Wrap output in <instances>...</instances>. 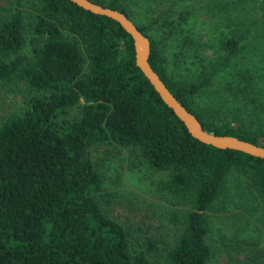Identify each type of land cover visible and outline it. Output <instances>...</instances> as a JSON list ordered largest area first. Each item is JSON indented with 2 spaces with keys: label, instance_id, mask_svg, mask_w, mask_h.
Wrapping results in <instances>:
<instances>
[{
  "label": "trees",
  "instance_id": "obj_1",
  "mask_svg": "<svg viewBox=\"0 0 264 264\" xmlns=\"http://www.w3.org/2000/svg\"><path fill=\"white\" fill-rule=\"evenodd\" d=\"M91 1L149 38V64L205 130L264 147V0H227L243 17L217 38L187 5ZM3 91L20 99L0 115V264H208L213 218L249 199L264 227V159L192 137L111 18L70 0H0ZM110 146L152 172L171 240L106 185L97 153Z\"/></svg>",
  "mask_w": 264,
  "mask_h": 264
},
{
  "label": "rangeland",
  "instance_id": "obj_2",
  "mask_svg": "<svg viewBox=\"0 0 264 264\" xmlns=\"http://www.w3.org/2000/svg\"><path fill=\"white\" fill-rule=\"evenodd\" d=\"M160 2L161 4L156 3L159 8L165 9L169 6L176 11L187 5L193 14L190 19L191 25L212 38L224 33L228 34L234 28L228 18L241 20L244 13L242 10L234 9L233 6L226 7L227 0H161ZM239 8H241L240 4ZM228 9L230 11L227 13ZM246 16L249 14L247 13ZM246 41L247 38L243 40ZM19 99L20 96L1 92L0 115L14 108ZM97 154L104 160L103 169L108 176L106 185L118 192L122 202L131 201L135 206L134 211L132 207H129L131 212L129 208L127 209L129 217L148 222L156 236L171 240L174 228L159 212L158 200L153 191L154 185L151 184L152 172L143 166H132L127 150L110 146L100 149ZM159 176V174L155 175V177ZM245 206L231 214L213 218L215 240H213V255L208 264H264V227L258 221L259 211L250 199Z\"/></svg>",
  "mask_w": 264,
  "mask_h": 264
},
{
  "label": "water",
  "instance_id": "obj_3",
  "mask_svg": "<svg viewBox=\"0 0 264 264\" xmlns=\"http://www.w3.org/2000/svg\"><path fill=\"white\" fill-rule=\"evenodd\" d=\"M77 6L94 14L106 16L116 21L131 37L134 49L136 66L143 72L162 101L182 121L189 134L195 139L221 149H234L252 156L264 159V147L249 141L237 138L232 135H217L203 128L200 121L190 113L182 103L168 89L163 80L153 70L148 62L150 54V40L143 34L135 23L123 12L104 7L91 0H70Z\"/></svg>",
  "mask_w": 264,
  "mask_h": 264
}]
</instances>
